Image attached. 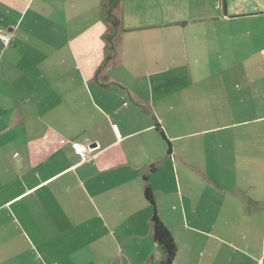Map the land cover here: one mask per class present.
Listing matches in <instances>:
<instances>
[{
	"label": "crops",
	"instance_id": "1",
	"mask_svg": "<svg viewBox=\"0 0 264 264\" xmlns=\"http://www.w3.org/2000/svg\"><path fill=\"white\" fill-rule=\"evenodd\" d=\"M122 1L0 0V264H264V0Z\"/></svg>",
	"mask_w": 264,
	"mask_h": 264
},
{
	"label": "trees",
	"instance_id": "2",
	"mask_svg": "<svg viewBox=\"0 0 264 264\" xmlns=\"http://www.w3.org/2000/svg\"><path fill=\"white\" fill-rule=\"evenodd\" d=\"M122 5V0H106L104 4V14L107 23V31L105 33V39L109 46H112V39L122 25V19L120 17L119 11ZM145 198L153 206H155V197L153 190L150 185L146 186ZM152 221L154 225V238L165 250L164 262L166 264H171L175 258L177 252V243L173 237L169 227L165 224L163 220L159 217L155 211L152 216Z\"/></svg>",
	"mask_w": 264,
	"mask_h": 264
},
{
	"label": "rangeland",
	"instance_id": "3",
	"mask_svg": "<svg viewBox=\"0 0 264 264\" xmlns=\"http://www.w3.org/2000/svg\"><path fill=\"white\" fill-rule=\"evenodd\" d=\"M148 1L150 2V0H148ZM160 1L163 2L164 4H166L165 5L166 9L168 7H171V9H175V11H178L179 10L178 7H180V13H183V12H185V8L189 7V3L192 6L193 5H195V6H204V5H206L208 7L217 8V6H221L222 7L221 4H222V2L224 0H160ZM186 1H188L189 3H186ZM122 3H123V1H122ZM120 10H121V8H120ZM214 10L216 11L217 9H214ZM139 15H142V12ZM143 15L146 17L149 14L144 13ZM182 15H183V17H186L185 16L186 14H182ZM237 19L238 20L239 19H241V20H254L255 18H254V16H242V17L236 18L235 20H237ZM261 19H263V18L262 17L258 18V19H256L255 22L259 23V21ZM257 56H263L262 52L259 53ZM255 57H256V55H255ZM251 59H252V56L248 57V62L249 63H247V65H246L247 67H252V66L255 67V65H257L256 63H258V60L257 59L251 60ZM249 69H251V68H249ZM259 69H260V71H258V72H259V75H260V79L262 80V84H264V64L263 63L260 64Z\"/></svg>",
	"mask_w": 264,
	"mask_h": 264
},
{
	"label": "built area",
	"instance_id": "4",
	"mask_svg": "<svg viewBox=\"0 0 264 264\" xmlns=\"http://www.w3.org/2000/svg\"><path fill=\"white\" fill-rule=\"evenodd\" d=\"M3 37L8 41L11 38V33L7 32L3 34ZM117 128V127H116ZM73 146L77 153L82 154L83 156L91 154L95 149H97L99 144H89L82 143L79 141H74Z\"/></svg>",
	"mask_w": 264,
	"mask_h": 264
}]
</instances>
